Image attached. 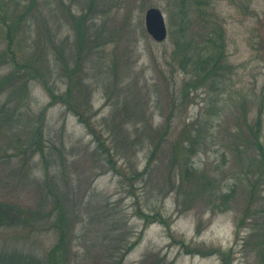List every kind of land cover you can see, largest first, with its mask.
I'll return each mask as SVG.
<instances>
[{"label": "rangeland", "instance_id": "374dc122", "mask_svg": "<svg viewBox=\"0 0 264 264\" xmlns=\"http://www.w3.org/2000/svg\"><path fill=\"white\" fill-rule=\"evenodd\" d=\"M182 1L38 0V20L32 17L26 27V54L47 55L58 92L67 86L61 56L71 68L75 64L77 34L71 14L92 8L93 32L102 41L95 42L90 54L84 50L87 57L75 76L74 94L85 100L88 89L93 125L112 145L113 163L103 165L94 158L97 141L61 103L47 110L44 155L24 156L25 133L18 126L0 128V200L36 207L46 196L48 204L53 192L64 194L71 224L67 264H261L250 236L264 224V210L254 218L244 216L250 187L243 173L254 154L250 126L259 106L264 108V0H184L189 24L181 34ZM10 2L21 11L30 0ZM149 7L165 14L168 35L163 41L146 29ZM48 28L52 35L41 33ZM209 40L224 53L220 82L188 89L189 101L179 105L185 83L194 78L187 71L190 66H182L186 47L206 49ZM8 69L0 66V75ZM27 87L15 123L20 127L50 99L38 80ZM186 131L190 133L184 137H200L190 155L194 165L218 178L207 191L225 193L235 183L228 210L213 213L204 204L201 171L178 191L181 168L174 147L179 139L187 141L182 137ZM16 134L22 135L20 144ZM261 134L264 143V120ZM259 202L264 208V190ZM50 221L44 220V228L36 232L0 227V253L32 249L46 256L57 241ZM187 248L219 251L204 255Z\"/></svg>", "mask_w": 264, "mask_h": 264}, {"label": "trees", "instance_id": "16d2710c", "mask_svg": "<svg viewBox=\"0 0 264 264\" xmlns=\"http://www.w3.org/2000/svg\"><path fill=\"white\" fill-rule=\"evenodd\" d=\"M37 2L38 0H30L29 4L25 5V9L19 11L11 6L10 0H0V66L9 68L6 73L0 75V96L5 92L8 93L7 99L0 102V128L10 131L12 127L18 126L20 130L25 133L24 147L20 149V153L24 156H34L36 153L44 155L47 110L49 106L61 103L64 104L69 111L77 115L80 122H82L94 136L97 141V146L93 151L94 158L98 159L103 165L113 163V157L115 155L112 153V145L110 147L106 142L107 140L101 138V132H98L93 125L91 116L93 117L94 112L90 104L88 89L86 88V93L83 95L85 100H79L74 94V86L77 84L75 76H80L83 59L87 57V53L90 54L92 50H94L95 42L100 41L98 40V35L93 32L94 26L90 21L93 10L89 8L81 14H71V22L74 24L77 34V48L74 52L75 64L71 68L65 57L61 56V60L64 62L61 74L67 77V86L64 91L58 92L56 85L54 83L52 84L50 80V76L53 72L52 67L54 66L50 65L48 59H46L47 55L38 54L35 58L27 56L25 51L23 36L29 32V29L26 27L27 25L30 27L32 17L38 20L34 12L37 7ZM187 13V7L183 0L182 7H180L182 19L180 21L179 31L181 34L186 31L187 24H189V21L186 20ZM42 32H46L47 35H52L49 28L42 30L41 33ZM220 32V29H217V35L220 36L219 38H221ZM209 41L211 42L212 40ZM211 43L212 44L206 49L194 47L192 50H188V47H186V53L184 54L185 59L182 66H184V68L190 66L191 69L187 71L192 73L194 78L185 83V91L179 105L189 101L188 89H196L199 85L205 84L207 81L213 86L217 84V81L220 82L217 76H220L218 67L222 64L224 53L213 41ZM186 45L185 43V46ZM85 49H87L86 54H84ZM31 80H38L46 90L50 99L49 103L39 112L29 114L27 122L20 127L15 123H17L19 119L20 109L24 104L22 101L23 96H26V91L28 90L27 86ZM263 113V105H260L255 122L250 126L253 144L250 150H252L254 154H252V157L247 158L249 162L245 163L243 173L249 180L250 187V195L245 200L247 204L244 216L250 215L253 218L256 217L258 212L264 210V208L261 207L262 204L259 202L262 196V190H264V143L261 134L264 120ZM169 127V124L166 125L165 130H169ZM188 133L190 132L186 131L182 137L187 136ZM21 136L22 135L19 136V134L15 135V140L18 144H20ZM184 138L187 139V143L185 140L182 142V140L179 139L174 147V158L175 160H180L181 168L180 176L178 177V191L183 189L182 185L185 182L192 183L199 171H201L204 176L202 177L204 181L203 187H205V197L203 196L205 198L204 204L208 205L213 213L228 210L232 206L231 200L235 195V183L230 187L228 192L225 193L218 190L214 191L213 188L207 191L208 184H211L212 180L218 178L207 176L204 171L194 165L192 157H190V155L193 156V154H195V150L200 143V137L195 134L190 138ZM0 158L3 157L1 156ZM152 158L153 155L151 154L149 163ZM47 161L49 160H46V171L47 174H49V163ZM117 172L122 174L120 170ZM172 186L175 188V183ZM54 193L55 192H53V198H51L48 204L45 202L50 197L46 196L44 198L45 202L36 207H22L16 203L0 200V227H22L29 228L36 232L44 228V226H41L44 220L51 219L49 226L55 229L57 234V241L47 252L46 256L41 257L32 249H30L29 252L5 250L0 253V264H67V259L71 253V243L69 242L71 224L70 218L67 216L68 206H66L65 203L69 202L63 200V198H65L64 194L61 196L62 194L59 192L56 194ZM143 216L146 217L144 214ZM254 224L256 225V222H254ZM253 229L255 232L250 238H255V243L253 244L258 246L261 264H264V224L261 227H255ZM131 246L132 245L129 247ZM186 250L190 253H202L204 255L219 251L218 249L208 251L199 248H187ZM220 253L224 254L222 251H220ZM224 260L226 259L224 258ZM225 263L232 264L231 262H227V260Z\"/></svg>", "mask_w": 264, "mask_h": 264}, {"label": "water", "instance_id": "95a60500", "mask_svg": "<svg viewBox=\"0 0 264 264\" xmlns=\"http://www.w3.org/2000/svg\"><path fill=\"white\" fill-rule=\"evenodd\" d=\"M145 25L148 33L156 41H163L168 35L164 12L159 7H149L145 12Z\"/></svg>", "mask_w": 264, "mask_h": 264}]
</instances>
